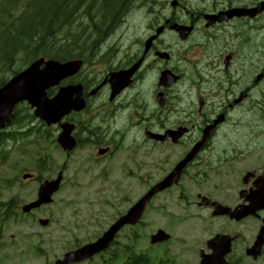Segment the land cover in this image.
<instances>
[{
    "label": "flooded vegetation",
    "instance_id": "flooded-vegetation-1",
    "mask_svg": "<svg viewBox=\"0 0 264 264\" xmlns=\"http://www.w3.org/2000/svg\"><path fill=\"white\" fill-rule=\"evenodd\" d=\"M260 1L201 0L204 7L197 8L180 0L169 15L144 13L156 17L146 34L133 37L132 30L125 41L98 49L80 79L87 110L105 119L92 123L86 113L65 121L74 126L76 148L63 153L68 160L77 159L76 169H88L84 154L89 153L90 163L98 166L111 188L125 193L134 183L144 195L209 132L183 167L180 182L153 201L161 196L171 201L172 196L173 209L184 198L191 215L217 225L208 239L235 229L229 236L247 244L239 253L232 248L226 264H264V245L257 260L247 254L264 239V125L260 118L254 122L264 105V59H258L264 55V14L246 13ZM237 9L239 16L207 22L208 16H228ZM164 72L176 77L175 83L161 85ZM112 92L118 93L112 98ZM238 130L241 134L229 140ZM68 168L63 167L66 179ZM95 183L93 179L90 186ZM223 208L238 211L242 220L224 215ZM206 243L190 251L199 258L197 264L201 255L211 254Z\"/></svg>",
    "mask_w": 264,
    "mask_h": 264
},
{
    "label": "rangeland",
    "instance_id": "rangeland-1",
    "mask_svg": "<svg viewBox=\"0 0 264 264\" xmlns=\"http://www.w3.org/2000/svg\"><path fill=\"white\" fill-rule=\"evenodd\" d=\"M2 1L0 0V3ZM160 1V4L155 2L154 12L164 9V14L169 15V12L174 11L171 8L172 2H169L168 6L167 0ZM181 1L187 3V0ZM153 2L154 0H147L150 7H153ZM195 4V1L191 3V5ZM166 5L167 7L165 8ZM149 10L135 8L132 11L129 8L128 14L121 24V28L104 45L108 46L120 40V42L125 41L132 30H135L133 37L146 34L148 25L152 24L156 19L153 16L146 17L144 13H147ZM166 44L171 43L167 42ZM104 45L98 49H101ZM258 59L260 61L264 59L263 53L262 57L258 56ZM254 63V67H256L257 62ZM262 67H264V64ZM260 69L264 70L261 67ZM154 81L155 79H153L152 84ZM263 85L264 83H262V87ZM27 108V105H23L18 109L21 112L20 116L23 115L24 117L25 111L22 110H26ZM256 112L258 116L254 117V122L256 123L260 118V125H264V105H260L259 110ZM241 132L238 130L236 133H230L228 139L237 138ZM56 136L57 132H53V139ZM27 143L28 141L25 144H21L20 142L9 143L6 148L0 143V152L6 149L5 154H0V213L3 212L4 208L6 210L7 207L13 211L19 204H27L36 197L39 187L38 183L34 181L25 183L22 180L23 174L36 172L38 175L41 174L44 177H48L50 171L58 174L64 165L67 164L69 165L67 179L64 188L55 197L51 206L35 213L34 216L21 215L20 211V215L8 219L4 224H0V264H50L77 247H82L97 239L103 228H106L117 214L129 208V205L142 194L135 189L134 183L132 189L128 188L127 192L120 193L111 188L112 183L109 182L111 180L107 184L108 190L103 191L105 189V178L103 173H100L101 171L98 169V166L90 163L89 153L84 154V158L87 160L85 161V166H88V169L83 170L84 175H82V172L76 169L77 166L74 164L77 163V159H73L72 157L68 160L60 148L52 143V140L50 142L42 140L39 147ZM39 164H44L48 170L39 171ZM93 179L96 182L100 181L97 182L99 185L98 193L88 191ZM8 182L10 183L7 184ZM169 198L171 201H167L165 197L158 199L168 209H165V215L162 213L163 216L160 217V210H157V208H155L156 211H150L146 227L135 229V231L131 229L126 230L120 236L118 245L113 248V252H120V246L126 244L131 246L134 243L133 237L135 232L139 238V248L146 251L148 245H150L148 244V236L155 233L157 229L164 228L168 231L177 229L173 245L166 251L170 255L169 263L197 264V255L190 251L197 252L204 246L209 235L212 232H216L217 225H213L204 217L200 218L196 214L191 215V210L184 207L183 201L179 202L178 207L171 209L173 197L169 196ZM96 202L99 203V206H94ZM93 209V213L98 214L96 226L95 228L87 229L85 228L84 220L75 214L84 212V215H86ZM189 216L192 218L190 219ZM40 219L50 220L51 225L47 228H41L38 223ZM228 230L235 232V229L230 227ZM228 230L225 229V231ZM246 244L247 242L242 241L237 243L235 246L236 251L239 253ZM101 258H96L88 264H103ZM105 258L107 259L108 256H105ZM159 260L155 258L156 263ZM114 264L121 263L114 261Z\"/></svg>",
    "mask_w": 264,
    "mask_h": 264
},
{
    "label": "trees",
    "instance_id": "trees-1",
    "mask_svg": "<svg viewBox=\"0 0 264 264\" xmlns=\"http://www.w3.org/2000/svg\"><path fill=\"white\" fill-rule=\"evenodd\" d=\"M129 4L130 0L7 1L0 10V86L7 75L39 57L65 61L80 42L105 40ZM132 264L146 263L138 259Z\"/></svg>",
    "mask_w": 264,
    "mask_h": 264
},
{
    "label": "water",
    "instance_id": "water-1",
    "mask_svg": "<svg viewBox=\"0 0 264 264\" xmlns=\"http://www.w3.org/2000/svg\"><path fill=\"white\" fill-rule=\"evenodd\" d=\"M43 65L44 67H42ZM80 68V62L61 64L54 61L45 63L44 60H40L28 70L12 79L5 87L0 89V131L12 121L13 111L16 106L25 101L31 104L32 107L37 108L35 115L47 122L48 125L58 123L72 110L80 111L83 108V103L79 98L80 87L63 88L51 100L47 97V91L49 89L58 86L66 78L77 74ZM166 82L168 80L164 81V83ZM75 95L78 96L76 99H73ZM208 136L209 132H206L201 145ZM58 142L66 150H71L74 147V143L70 138V132L66 130ZM186 163L187 161L179 165L171 176L153 188L150 193L130 210L127 216L113 226L97 243L88 245L75 253L69 254L65 261L58 262L57 264H70L84 261L106 249L122 226L128 224L136 225L140 221L147 202L154 195L171 187L174 184V180L178 181L180 171ZM59 184L60 178L54 183L43 185L39 192V201L25 207L24 211L29 212L34 208L40 207L42 204L50 203L51 197L59 189ZM47 224L48 222H42L44 226ZM154 241H156V238H154Z\"/></svg>",
    "mask_w": 264,
    "mask_h": 264
},
{
    "label": "bare ground",
    "instance_id": "bare-ground-1",
    "mask_svg": "<svg viewBox=\"0 0 264 264\" xmlns=\"http://www.w3.org/2000/svg\"><path fill=\"white\" fill-rule=\"evenodd\" d=\"M54 9V8H53ZM71 11V10H70ZM74 11V10H73ZM62 17V16H61ZM264 19V18H263ZM57 22V21H56ZM52 25V24H50ZM54 26V25H53ZM41 30V29H40ZM51 30V29H50ZM44 31V30H43ZM40 33V32H39ZM142 34V33H141ZM31 36V35H30ZM32 39V38H31ZM31 42V41H30ZM15 43V42H14ZM17 44V43H16ZM256 54V53H255ZM10 55V54H9ZM29 57V56H28ZM239 68V67H238ZM106 77V76H105ZM170 88V87H169ZM165 99V98H164ZM170 101V100H169ZM144 111V110H143ZM87 115V114H86ZM104 117V116H103ZM100 131V130H99ZM100 134V133H99Z\"/></svg>",
    "mask_w": 264,
    "mask_h": 264
}]
</instances>
